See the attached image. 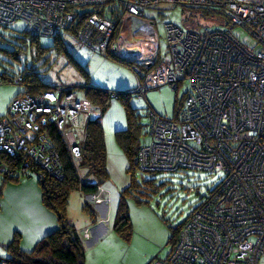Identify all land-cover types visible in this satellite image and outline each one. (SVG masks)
Segmentation results:
<instances>
[{"label": "built area", "instance_id": "1", "mask_svg": "<svg viewBox=\"0 0 264 264\" xmlns=\"http://www.w3.org/2000/svg\"><path fill=\"white\" fill-rule=\"evenodd\" d=\"M162 5L201 10L227 23L201 30L191 19L187 30L167 23V65L160 61L155 23L146 17L148 10ZM17 22L41 38L58 37L78 23V42L92 53L128 63L139 81L137 94L144 99L152 88L169 85L177 90L188 82L177 119L151 114L149 142L140 148L136 164L150 174L196 170L223 178L183 222L167 257L150 264H260L264 0H0V26ZM228 25L251 32L260 49L242 43ZM99 117L92 102L73 86L17 96L0 116V176L21 180L37 168L63 179L52 132L60 134L78 167L88 124ZM88 196L95 205L111 203L103 185Z\"/></svg>", "mask_w": 264, "mask_h": 264}, {"label": "rangeland", "instance_id": "2", "mask_svg": "<svg viewBox=\"0 0 264 264\" xmlns=\"http://www.w3.org/2000/svg\"><path fill=\"white\" fill-rule=\"evenodd\" d=\"M146 17L155 23L160 45V61L167 65H171L165 34V25L167 23H174L184 30H187L186 25L189 23V19L195 21L196 29L200 30L202 28L214 29L227 23L222 20L223 18L214 20L207 17L201 10L173 5H162L156 9L148 10ZM228 27L232 29L234 36L242 43L253 47L256 51L260 49L251 32L234 25H228ZM25 28L22 22H17L7 29L0 28V36L4 38L0 39V47L8 48L9 50H15L16 46L21 45L24 48L27 47V50L23 51L20 56L21 62L14 61L0 52V59L5 61L6 67L12 69L11 71L17 75L25 67H33L40 74L44 83L53 87L62 85L76 87L80 97H83V88L86 87L85 84L88 79L89 82L96 83V85L109 92L117 91L131 94L129 95V102L140 116L144 143L149 141L148 134L152 113L165 119H172L176 103L178 104V110L182 109L186 98L185 95L189 90L188 82H184L178 91H175L169 85L152 88L146 92L144 99L137 94L139 81L131 69L114 64L100 54L92 53L78 42L71 31H64L61 35V40L70 56L56 51L53 47L55 42L53 38H41L40 44L42 47L53 48L50 53L36 61V45L25 44L21 39L23 32L26 30ZM74 61L88 72L89 77H85V73L80 71ZM6 88H10L9 90L13 89L14 92L24 89L23 86L12 83L0 85V106L2 107H4L5 102L10 97L4 95ZM118 102L122 105L119 100ZM5 113V110H0V114L4 115ZM85 171L83 169L82 172L84 173ZM128 178V184L130 185V174H128ZM222 178L223 175L220 173L210 174L196 170H182L175 174L137 172L136 179L142 185L137 192L140 193L138 196L144 200V203L139 204L135 197L130 196L127 198L126 202L132 223L131 238L127 240L115 230L111 231L107 234V237L99 240L98 243L85 247L88 264H150L157 257L165 259L173 248L171 239L176 230L201 203V199L221 182ZM2 180L3 177L0 176V183ZM30 180L33 182H29ZM150 180H154L153 187H148L144 183ZM9 183H22L23 186L19 187L20 190H41L39 178L35 174H30L28 178L21 179L18 183ZM106 184L107 182L103 186ZM191 188L196 191L190 192ZM17 189V187L9 185L8 191ZM114 199L115 205L107 204L106 218H111L112 209L114 206L116 207L118 200L120 202L118 196L114 197ZM85 201L89 207L94 206V203L86 199L84 194L79 191L72 192L67 211L68 220H71L81 232L83 231L84 223L91 222L90 216L82 208V204ZM113 213L115 215V212ZM104 226L110 230V225L104 223ZM260 264H264V257L261 258Z\"/></svg>", "mask_w": 264, "mask_h": 264}, {"label": "trees", "instance_id": "3", "mask_svg": "<svg viewBox=\"0 0 264 264\" xmlns=\"http://www.w3.org/2000/svg\"><path fill=\"white\" fill-rule=\"evenodd\" d=\"M86 14V13H85ZM87 15V14H86ZM208 16V12L204 13ZM78 24V23H77ZM77 24L72 26L67 31H71L75 35V31L78 28ZM10 28L6 26H0V28ZM62 35V34H61ZM61 35L54 39V48L59 53L68 54L65 44L61 40ZM0 39H4L0 36ZM25 44L34 46L36 45V61L42 56H46L51 52L53 47H42L40 44L41 37L31 36L28 32H23L21 38ZM27 47L23 45L16 46L15 50H9L8 48L0 47V52L4 56H8L14 61L21 62L20 56L23 51H26ZM70 56V55H69ZM118 65L130 68V65L124 61L118 59H109ZM74 64L85 73V77H89L87 71L81 68L75 61ZM46 65V64H45ZM12 69L5 66V61L0 59V82L12 83L21 85L24 89L18 91V95L21 94H39L49 91L53 86L46 84L42 81L40 74L35 68L25 67L19 75L11 71ZM84 87V93L86 97L92 102L94 107L100 112V117L96 120H92L87 127V135L85 141L81 144L82 160L77 167L74 163L71 154L63 142L61 136L57 132H52V137L55 140V144L60 153L63 162V174L64 177L61 180L54 179L47 175L40 169H34V174L39 177L44 175V182L39 180L42 189V202L51 212H53L60 223V227L48 234L42 241H40L34 250L25 252L20 248V236L16 235L15 239L7 247L11 260L18 264H85L86 254L83 241L76 229V227L68 220L67 211L69 206L70 195L74 191H79L85 196L92 195L96 192L98 185H103L109 180L107 172V147L105 141L103 116L107 113L111 106L112 100L115 98L119 100L126 112L127 116V129L119 131L116 134L117 142L124 152L129 166L127 173L131 175V183L129 187L122 191L120 195V202L117 209L116 219L114 222V230L121 234L124 238L129 240L132 235V223L129 216L127 207V198L135 197L139 204H143L144 200L138 196L140 193L137 190L141 189L142 185L138 183L136 179V173L141 172L136 164V157L140 148L147 144L142 139L143 126L140 123V116L135 109L130 105L129 95L126 92H109L104 89L93 86L89 79ZM175 91H178L175 90ZM116 94V97L114 96ZM16 96V97H17ZM186 96V95H185ZM15 97V98H16ZM185 101V100H184ZM178 104L176 103L174 119H177L181 110H178ZM149 135V134H148ZM146 142V141H145ZM149 142V141H148ZM83 169L86 171L83 173ZM144 173V172H141ZM81 175V176H80ZM81 177L86 180H95L97 184L88 185L83 183ZM6 181L19 182V180ZM154 180L145 181L144 183L150 187L154 186ZM137 193V194H136ZM143 194V193H142ZM144 195V194H143ZM84 211L90 216L93 223L97 222L96 212L89 207L86 203L83 207ZM181 227V226H180ZM180 227L176 230V233L171 239V243L176 241Z\"/></svg>", "mask_w": 264, "mask_h": 264}, {"label": "crops", "instance_id": "4", "mask_svg": "<svg viewBox=\"0 0 264 264\" xmlns=\"http://www.w3.org/2000/svg\"><path fill=\"white\" fill-rule=\"evenodd\" d=\"M107 60L114 63L109 59ZM91 84L101 88L96 83L92 82ZM9 89L6 88L4 95L10 97L5 102L4 107L0 106V110H5V112L11 101L18 95L17 90L14 92L13 89ZM83 94L86 97L84 92ZM0 115L2 116L3 114ZM103 127L108 154L107 172L109 175V180L104 187L110 192L111 203L109 205L112 206L113 204L115 205L114 197L118 196L120 199V193L129 187L127 173L129 163L124 152L116 142V134L119 131L127 129V116L124 108L117 99L112 100L109 110L103 116ZM9 182L13 181L5 182L2 180L0 183V264H18L11 260L7 249L16 235L20 236V248L25 252H29L34 250L36 245L48 234L60 227L57 216L45 207L42 202V189L20 190L19 187L23 186L22 183L15 182L18 184H11ZM29 182L33 181L30 180ZM9 185H13L18 189L8 191ZM86 199L89 200V196H86ZM86 203L85 201L82 204V208ZM118 204L119 200L116 207L114 206L112 209L111 218H106L107 204H94L91 208L97 214V222L93 223L92 220L91 222H85L82 227V232L70 220L76 227L84 247L98 243L99 240L104 239L107 237V234L114 230ZM113 212H115V215ZM104 223L110 225V230L104 226ZM86 232L89 234L88 239L85 237ZM85 264H88L87 255Z\"/></svg>", "mask_w": 264, "mask_h": 264}, {"label": "water", "instance_id": "5", "mask_svg": "<svg viewBox=\"0 0 264 264\" xmlns=\"http://www.w3.org/2000/svg\"><path fill=\"white\" fill-rule=\"evenodd\" d=\"M39 179H40L41 182L43 183V182H44V175H40V176H39Z\"/></svg>", "mask_w": 264, "mask_h": 264}]
</instances>
